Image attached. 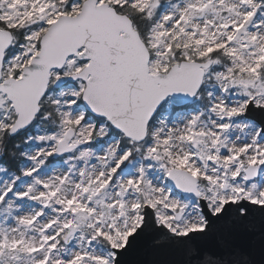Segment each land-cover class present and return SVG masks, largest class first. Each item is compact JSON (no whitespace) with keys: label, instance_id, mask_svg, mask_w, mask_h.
Returning <instances> with one entry per match:
<instances>
[{"label":"snow or ice","instance_id":"snow-or-ice-1","mask_svg":"<svg viewBox=\"0 0 264 264\" xmlns=\"http://www.w3.org/2000/svg\"><path fill=\"white\" fill-rule=\"evenodd\" d=\"M0 264H264V0H0Z\"/></svg>","mask_w":264,"mask_h":264},{"label":"water","instance_id":"water-1","mask_svg":"<svg viewBox=\"0 0 264 264\" xmlns=\"http://www.w3.org/2000/svg\"><path fill=\"white\" fill-rule=\"evenodd\" d=\"M257 259H258V257H257Z\"/></svg>","mask_w":264,"mask_h":264}]
</instances>
